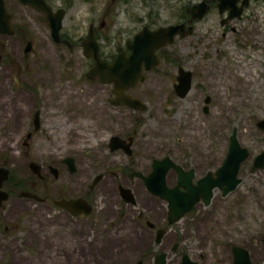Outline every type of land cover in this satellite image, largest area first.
Instances as JSON below:
<instances>
[{
	"label": "flooded vegetation",
	"instance_id": "obj_1",
	"mask_svg": "<svg viewBox=\"0 0 264 264\" xmlns=\"http://www.w3.org/2000/svg\"><path fill=\"white\" fill-rule=\"evenodd\" d=\"M45 1L52 11L58 9L52 7L47 0ZM260 1L264 4V0H246L240 13L232 18H240L245 14L250 3L256 4ZM235 4L239 7L242 0L236 1ZM190 6H185L184 12L180 13L176 21L171 23L184 24L183 29L190 26V30L185 33L189 35L193 32V19L189 21L191 15L188 8ZM33 10L40 14L39 20L47 27L50 40L56 46L60 45L69 54L77 51V48L83 53L82 40L84 37L75 39L68 33H64L61 27L60 39L54 40L46 22L45 13ZM217 11L220 16V25L223 26L232 19L228 18V9L220 11L217 7ZM103 23L104 19L99 23V27ZM89 24H92L97 41L98 57L110 66L120 56H129L131 50L127 47V42L142 27L154 30L160 26L169 25L155 27V24L151 22L142 23L140 29L131 38L109 44L103 50L93 23ZM4 36L6 34L0 33V60L9 58V62H12V56L9 51L5 50ZM178 37L182 36L177 34L171 43L157 48L155 62L148 68L142 63L140 70L142 78L127 88L122 87L123 80L113 81L111 79L109 82L102 83L97 76L88 78L86 72L93 65L94 59L91 54L83 53V59L89 64L87 69L82 73L79 71V76L76 77L79 82L89 83L91 90L87 92L82 86H76L72 94L66 98L68 104L64 101L63 87L62 89L54 88L53 93L48 92L44 99L39 98V101L35 100L34 91L30 90L28 94L30 102L27 104L23 101V94L16 87V81L20 79L16 75H8L5 71L0 72V141L9 137L14 141L18 127L25 126L24 131H21L18 137H22V144L26 149L23 152L18 150V153L21 156L24 154L23 163L27 171L26 173L17 172L16 175L20 174V176H11L10 168L0 162V168L8 170L0 185V191L6 193L5 199L0 200V264H4V261L10 257H12V264H39V262L47 264V255L51 249L38 246V242L34 245L31 239L34 236L38 237L39 234L43 240L48 230L54 228L53 223H56L58 229H62L65 216L76 220L90 219L91 225L95 227L93 221L96 214L92 215V213L97 207L96 198L99 200L105 195L115 197L113 207L118 209L115 215L110 216L104 222L105 233L116 237L114 249L120 247L127 249L124 240L120 238L122 235L129 234L146 241L145 247L141 249L139 256L131 264H158L157 258L160 255L164 256V264H181L184 255L194 261L181 248L184 241H177L169 235V231H175V228L179 227L177 224L181 223L187 214L194 210L198 211L196 208L212 206V200L216 194L219 195L217 198L226 200L225 198L231 193L239 192L241 196L236 202L243 205L246 187H253L256 172L264 169V163L262 166H255L256 158L264 150V135L261 137L259 150H253L243 144L236 127L231 128L227 136L223 128L218 129L217 135L211 140L208 137L201 139L196 151L191 152L186 147H182L187 140L194 139V135L184 136L185 132L193 133V130L198 132L197 126L204 127L209 114L211 119H215L212 110L213 100L216 106V100L221 96L214 89L208 93L211 85L207 83L205 77L200 78L198 82L193 69L178 56L177 49L174 47L175 39ZM31 50L32 44L27 41L24 51L28 53ZM1 52L7 54L2 56ZM2 66H5L4 63ZM214 69L216 73L217 67ZM246 69L245 65L244 70ZM180 71L188 73L189 77L187 89L183 95H180L182 88H178ZM211 78H214L213 81L217 84L221 81L218 75L215 78L214 73ZM7 79L8 86L5 84ZM57 80L60 79L57 78ZM147 94L156 95V99L160 100L162 113L168 114L169 119L165 116L164 119H160V115L148 104L151 96L148 97ZM31 98H33L32 101ZM179 105L181 107H177ZM198 114L204 119L199 118ZM251 121L253 129L263 134L264 116L256 117ZM84 128L86 132L89 129L91 136L80 140L79 137L81 131L85 130ZM232 134L237 143V156H241L235 175L238 182L226 193H224L225 184L222 187H212L207 203L204 201L202 190L194 191L190 196L195 194L197 199L188 211L176 218L180 210L188 203V199L179 200L176 195L188 194L189 185L198 187L199 180L207 176L211 179L216 177L215 172L223 165L229 152ZM249 134L248 137L254 141L260 138L255 135V132L250 131ZM30 141H33L34 147L40 146L41 149H31ZM20 146L18 145V148ZM36 152L39 157H43V161H35L31 158V155L34 156ZM77 157L89 158L90 167L87 172L82 171L76 161ZM165 158L170 161V164L164 161ZM32 162L38 166L34 168L31 165ZM81 163L86 165L85 161ZM243 172L245 176H242ZM152 173L155 175L154 179L150 178L149 182L146 181L145 178ZM161 173L164 174V185L168 189L166 191L176 188L174 192L165 193L172 196L177 203L172 211L169 208V200L163 197L165 195L151 191L152 188L159 190L157 187L162 189L159 181ZM81 180L83 182H80ZM110 184L113 187L111 191L108 189ZM134 189L148 195V200H139ZM75 199H78L76 206L70 208L58 203L61 200ZM253 199L255 201L247 204L250 207L248 214L244 212L239 215L238 212V219L251 216L252 206L257 204L256 199ZM11 200H23L31 213L26 218L10 217ZM102 205H108V202L103 201ZM82 206L89 208V212H79ZM37 211L46 217H49V213L57 215H52V223L29 221ZM72 211L79 213L75 215ZM258 238L259 240L255 238L254 241L262 245L264 250V234L261 233ZM184 244L188 245L186 242ZM234 247L243 248L251 262H257L251 255L257 253L256 249L253 248V253L245 243L241 242L238 245L227 244V259H220L216 264H232ZM38 255H40L39 259Z\"/></svg>",
	"mask_w": 264,
	"mask_h": 264
},
{
	"label": "rangeland",
	"instance_id": "obj_2",
	"mask_svg": "<svg viewBox=\"0 0 264 264\" xmlns=\"http://www.w3.org/2000/svg\"><path fill=\"white\" fill-rule=\"evenodd\" d=\"M200 1L202 0H47L52 7L65 10L62 30L75 39L84 37L89 23L92 22L103 50L109 44L131 38L142 23L151 22L156 27L175 22L179 14L184 12L185 6ZM208 1L211 6L205 15L199 19L193 18L192 34L176 38L174 47L178 56L193 69L196 80L199 82L200 78L205 77L207 83L211 85L208 93L214 89L221 97L216 100L217 107L213 100L212 110L215 119H211L209 114L206 125L197 126L198 132L194 130L193 133L185 132L184 136L194 135V139L185 141L182 147L191 152L196 151L201 139L208 137L211 140L217 135L218 129L223 128L227 136L231 128L236 127L241 142L253 150H259L264 132L261 134L254 130L251 119L264 116V4L261 1L256 4L250 3L243 16L234 17L222 26L219 22L217 0ZM5 7L11 16L13 31L4 36L3 42L5 50L12 56V62H9V58H2L0 72L5 71L8 75H16L20 79L16 81V87L23 94V101L29 104L30 90L34 91L35 100L39 101V98L44 99L48 92L53 93L54 88L63 87L65 103L76 86H82L90 92L89 83L79 82L76 77L79 76V71L81 73L85 71L89 64L83 59L81 50L77 48V51L69 54L60 45L56 46L50 40L47 27L39 20L40 14L32 8L17 0H5ZM103 19L104 23L99 27ZM27 41L32 44V50L30 52L28 50V53L24 51ZM1 54L3 56L7 53ZM3 63L5 66H2ZM216 67L218 71L215 73ZM212 73L215 74V78L218 75L221 79L219 84L211 78ZM5 84L8 86V79ZM147 95L151 96L148 104L160 115V119L165 117L169 119L168 114L162 113L160 100L156 99V95ZM197 116L204 119L199 114ZM24 129L25 126L18 127L14 141L10 137L0 141V162L9 167L11 176L15 177L20 176L16 175L17 172H27L23 163L24 154L21 156L18 153V150L23 152L26 149L22 144V137H18ZM84 129L81 131L80 140L91 136L89 129L88 132L86 128ZM250 131L255 132L260 138L255 141L250 139L248 137ZM18 145H21L20 148ZM29 146L31 149H41L40 146L34 147L33 141H30ZM31 158L43 161L38 152L34 156L31 155ZM76 161L83 172L88 171L90 167L88 157L86 159L77 157ZM82 161H85L86 165L82 164ZM242 176H245V172ZM108 187L110 191L113 188L112 184ZM134 192L139 200H148V195L144 192L136 189ZM217 196L219 195L214 196L212 206L201 209L198 207L197 212L194 210L187 214L181 223L177 224L179 227L175 228V231H169V235L177 241L186 242L188 245L185 246L182 242L181 248L192 260L200 264H216L220 259L226 260L227 244L238 245L241 242L245 243L251 252L255 248L257 253L251 254L252 257L260 264H264L263 247L254 241L255 238L259 240L261 233L264 234V169L256 172L255 185L246 187L243 205L236 202L241 196L239 192L231 193L226 200H221ZM253 198L257 204L252 206L251 216L238 219V212L239 215L244 212L248 214L250 209L248 205L255 201ZM96 200L97 207L92 213L96 214L93 221L95 227L91 225L90 219L76 220L65 216L62 229H58L56 223H53L54 228L48 230L43 240L34 232L38 234V237L34 236L31 239L34 245L38 242V246L51 249L47 255V264H131L139 256L141 249L146 245L143 238L122 235L120 238L124 240L127 249L124 247L114 249L116 237L104 231V222L118 211L113 207L115 197L105 195ZM103 201L108 202V205L101 206ZM10 202L12 209L10 217L26 218L31 213L23 200ZM34 215L29 221L52 223V215L57 214L49 213V217H46L37 211ZM37 257L39 259L40 255ZM4 262L12 264V257Z\"/></svg>",
	"mask_w": 264,
	"mask_h": 264
},
{
	"label": "water",
	"instance_id": "obj_3",
	"mask_svg": "<svg viewBox=\"0 0 264 264\" xmlns=\"http://www.w3.org/2000/svg\"><path fill=\"white\" fill-rule=\"evenodd\" d=\"M238 0H218L217 7L220 11L224 9H228V18H232L234 15H238L243 7V4L246 3V0H242V4L239 7H236L235 3ZM21 4L31 7L33 9L39 10L45 13V19L48 24V27L51 32V36L54 40H59V30L62 25L63 16H64V9L58 8L56 11H52L50 6L46 3L45 0H18ZM210 4L205 0L192 4L188 8V12L190 13L191 17L189 21L193 18H201L204 13L208 10ZM184 24H169L166 26H160L154 30H149L146 27H142L131 40L127 42V47L131 50V53L127 57H119L113 65H107L106 62L102 61L98 57V50H97V41L94 37L92 24L88 25L87 33L85 34L82 40V48L83 53L85 55L91 54L94 62L93 65L87 70L86 75L88 78H93L97 76L100 82L105 83L117 80H123L122 87H129L136 83L139 79L142 78L140 74L141 64L144 63L146 68L151 66L155 62V50L165 44L171 43L174 36L179 34L180 36L185 35L187 31L190 30V26L186 29H183ZM0 33L4 34H11V16L6 10L5 7V0H0ZM122 55V54H121ZM182 70V69H181ZM180 78V79H179ZM179 85L178 88H182V92L180 95H183L187 89L188 84V73L180 71V75L178 76ZM131 101V99H129ZM237 143L234 139L232 134L231 136V146L229 152L225 158L223 165L215 172V178L211 179L207 176L205 179L199 180L198 187H192L189 185L190 192L188 194H181L176 195L179 200L188 199V203L184 206L179 214H177L176 218L180 217L184 212L188 211L190 206L194 203L197 199V196L193 194L194 191H203L204 201L207 203L208 199L211 195V189L214 186L222 187L223 184L226 186L224 187V193L228 192V190L232 189L238 179L235 178L236 169L239 161L241 160V156H237ZM243 151V150H241ZM243 155V154H242ZM164 161H167L170 164V161L165 158ZM264 163V150L255 160V166H262ZM31 165L35 168L38 166L35 162H32ZM173 166V164L171 163ZM8 170L6 168H0V185L2 180L7 175ZM154 173L149 175L145 178L146 181L149 182L150 178L154 179ZM164 174H160V188L157 187L159 190H155L156 188H152L153 193L161 194L163 197H166L169 200V208L171 211L174 209L175 199L172 196L167 195L165 193L174 192L176 188L171 189L169 191L163 181ZM160 191V192H159ZM26 195V194H24ZM190 196V197H189ZM6 193L0 191V200L5 199ZM78 199L75 200H61L58 202L60 205L66 208H70L71 206H76ZM88 207V206H87ZM83 213H88L89 208L82 206L81 211ZM78 211H72L73 214L79 213ZM175 219V218H174ZM171 221V220H170ZM234 260L232 264H259L258 262L254 263L251 262L246 250L241 247H234ZM164 256H158V264H164ZM181 264H197L194 261L188 259L186 255L182 257Z\"/></svg>",
	"mask_w": 264,
	"mask_h": 264
}]
</instances>
